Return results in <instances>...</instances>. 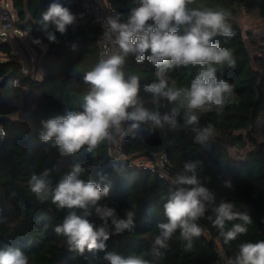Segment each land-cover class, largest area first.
Segmentation results:
<instances>
[{"label": "trees", "instance_id": "1", "mask_svg": "<svg viewBox=\"0 0 264 264\" xmlns=\"http://www.w3.org/2000/svg\"><path fill=\"white\" fill-rule=\"evenodd\" d=\"M108 1L122 19L127 18L134 6L133 0ZM54 2L69 8L77 17L64 34L52 25L45 29L41 20ZM11 7L17 18L15 25L40 38L46 52L42 61L43 76L36 79L21 71L19 61L10 57L11 45L0 40V124L7 134L0 139V248L9 244L20 248L28 255L30 264H109L103 259V251L86 249L80 254L70 250L65 238L54 230L62 223L66 210L58 209L50 199L40 202L27 183L33 173L48 170L55 186L77 163L84 168L82 179H92L102 187L110 186L108 196L101 203L115 207L121 217L128 208L136 213L135 227L112 235L106 242V251L125 257L142 255L150 264H228L229 260H235L242 243L264 240V140L259 141L252 133L264 113V59L252 58L237 21L242 8L257 11L264 18V0H195L190 5L221 8L231 13L229 23L235 36L230 39L218 36L216 40L232 51L236 67L233 70L227 65L216 66L218 78L232 85V95L227 97L223 108L196 113L200 126L212 125L215 130L208 146L194 142L190 126L183 122L185 109H180L176 129L166 126L152 130L150 125L142 124L139 129L130 130L126 124L123 151L133 158L164 152L167 177L113 158L108 153L107 141L91 153L84 148L64 157L54 146V140L47 143L40 140L42 120L64 115L66 108L80 110L82 96L89 87L83 75L99 62L96 41L101 30L82 8L81 0H11ZM49 32L55 34L57 42L49 41ZM37 48L42 51V46ZM124 71L139 76V95L145 107L163 114L175 105L154 97L144 86L158 83L162 78L170 86L175 82L177 88L190 87L198 67L158 70L147 60L136 63L130 55ZM14 78L19 79L20 87L9 85ZM23 86L27 89L23 90ZM15 97H22L21 106L11 102ZM20 108L22 111L16 120L12 119L10 116ZM236 130H243L245 134H236ZM247 145L250 150L243 160L232 157L231 148L244 149ZM190 160L200 162L197 177L214 193L216 204L222 199L234 202L237 211L251 216L252 223L245 225L246 233L225 244L208 219L215 215L213 205H209L204 217L197 221L204 232L194 239L191 250H186L177 231L167 249L154 252V238L159 234L157 226L167 222L163 205L174 187L170 178L183 173L184 164ZM226 183L231 187H226ZM88 218L97 225L101 223L94 211ZM243 223L239 219L226 222V228Z\"/></svg>", "mask_w": 264, "mask_h": 264}, {"label": "clouds", "instance_id": "2", "mask_svg": "<svg viewBox=\"0 0 264 264\" xmlns=\"http://www.w3.org/2000/svg\"><path fill=\"white\" fill-rule=\"evenodd\" d=\"M194 3L195 0H133L134 6L126 19L120 15L108 16L104 27L117 50L100 59L83 75L89 87L82 96L80 110L66 108L64 115L41 121L40 140L44 143L54 140V146L64 157L84 148L91 153L102 142L125 136L126 124L130 130L139 129L142 124L150 125L152 130H162L166 126L176 129L180 123V109H185L183 122L190 126L194 142L208 146L215 130L212 125L200 126L196 113L213 107L223 108L227 97L232 95V85L218 78L216 66L227 65L234 70L236 60L232 51L222 47L216 37L230 39L235 32L229 23L231 13L221 8L190 7ZM76 19L69 8L56 2L41 18L45 29L52 25L61 34L66 33ZM48 39L57 42L53 32H49ZM130 55L135 57L136 63L143 64L147 60L158 70L196 66L198 71L187 88H177L175 82L170 86L162 78L158 83L144 86L154 97L175 105L161 114L145 107L139 95V76L125 73L124 65ZM17 84L18 81H9L11 86ZM6 135L0 129V139ZM198 163L187 161L183 173L170 178L174 187L163 205L167 222L157 226L159 234L154 238V252L167 249L177 231L186 250H191L194 239L204 232L197 221L204 217L209 205H213L215 215L208 219L225 244L246 233L245 225L252 223L251 216L237 211L234 202L222 199L216 204L214 193L197 177ZM83 173L84 168L77 163L55 186L48 170L42 174L33 173L27 182L40 202L50 199L58 209L66 210L55 232L65 238L70 250L80 254L86 249L105 252L103 259L109 264H150L142 255L125 257L106 251V242L112 235L135 227L136 213L128 208L121 217L115 207L101 203L108 196L110 186L102 187L92 179H82ZM225 186L231 187V184ZM93 211L101 221L99 225L88 218ZM237 219L244 223L226 228V222ZM0 264H30V261L20 248L9 244L0 248ZM228 264H264V240L242 243L235 260H229Z\"/></svg>", "mask_w": 264, "mask_h": 264}, {"label": "built area", "instance_id": "3", "mask_svg": "<svg viewBox=\"0 0 264 264\" xmlns=\"http://www.w3.org/2000/svg\"><path fill=\"white\" fill-rule=\"evenodd\" d=\"M81 6L86 13L92 16L93 22L100 27L101 32L97 38L96 45L98 48L99 60L102 58H106L108 55H111L114 51L117 50L116 45L109 39L107 28L104 27V24L106 23V18L108 16L115 15L121 16V14L108 0H81ZM2 10L3 11L0 14V21L2 27L0 31L1 41H8L10 33L14 34L15 36L28 35L30 37L32 45H35L36 47H39L40 45L42 46V41L40 38L33 37L27 34L25 31L15 25V21L17 18L14 12H12L11 10L9 11V9L6 7H4ZM16 53L17 52L14 51V54ZM29 60L31 62L32 58H29ZM21 71L25 74H30L32 70L31 68H23V66L21 65ZM13 80L18 81V84L14 87H20L19 79L14 78ZM21 88H23V90L27 89V87L25 86ZM11 102L15 105L21 106L22 97H15L11 99ZM0 129L4 130V127L1 124ZM107 150L110 156L115 159L126 160L134 166L143 169H148L151 171H157L162 177L168 176L165 171L167 156L164 152L151 153L150 155H142L144 157H147V160L145 161L142 159H137L139 157L133 158L123 151L122 138L119 136H117L114 141H107Z\"/></svg>", "mask_w": 264, "mask_h": 264}, {"label": "rangeland", "instance_id": "4", "mask_svg": "<svg viewBox=\"0 0 264 264\" xmlns=\"http://www.w3.org/2000/svg\"><path fill=\"white\" fill-rule=\"evenodd\" d=\"M4 7L8 8L9 11L11 10L14 12L11 7V0H0V14ZM237 21L243 32L246 46L252 58L255 56H260L264 59V18L260 17L257 11H248L242 8L238 12ZM1 29L2 27L0 21V31ZM8 41L11 42L14 50L17 52L13 56L14 59L19 61L23 68H31V73L34 78L41 79L44 73L42 68L43 55L35 45H32L30 37L28 35L15 36L14 34L10 33ZM29 58H32L31 62ZM21 111L22 109H18L17 112L12 114V119L16 120L17 114H20ZM234 133H243L244 135L245 131L236 130ZM252 133L258 138L259 141L264 140V113L258 118L256 127ZM249 150L250 145H247V147L244 149L231 148L230 153L234 159L243 160ZM137 159H142L145 161L147 160V157L141 156Z\"/></svg>", "mask_w": 264, "mask_h": 264}, {"label": "crops", "instance_id": "5", "mask_svg": "<svg viewBox=\"0 0 264 264\" xmlns=\"http://www.w3.org/2000/svg\"><path fill=\"white\" fill-rule=\"evenodd\" d=\"M7 42H8V43L11 45V47H12V53H11V56H10V57H11L12 59H14V57H13V56L15 55V54H14V51H15V50H14V47H13V45L11 44V42H9V41H7ZM45 52H46V45L43 44V45H42V51H41V54L43 55V57H44ZM0 55H1V53H0ZM42 59H43V58H42ZM30 74L32 75L31 72H30ZM36 79H37V78H36ZM20 109H22V108H20Z\"/></svg>", "mask_w": 264, "mask_h": 264}]
</instances>
